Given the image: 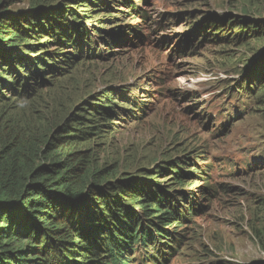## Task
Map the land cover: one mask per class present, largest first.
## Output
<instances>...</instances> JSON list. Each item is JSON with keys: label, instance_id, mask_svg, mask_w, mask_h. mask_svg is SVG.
<instances>
[{"label": "trees", "instance_id": "1", "mask_svg": "<svg viewBox=\"0 0 264 264\" xmlns=\"http://www.w3.org/2000/svg\"><path fill=\"white\" fill-rule=\"evenodd\" d=\"M21 1L28 2V10L10 9L8 0H0V264H136L141 252L146 254L137 264H167L165 249L173 252L174 245H182L174 241L176 229L197 223L193 196H211L193 188L201 179L208 184L209 174L198 164L182 171L171 159L157 170L139 166L129 172L133 164L123 169L118 158L100 156L95 142L107 131L99 127L118 124L116 107L127 103L134 111L143 101L107 92L91 103L93 108L85 104L71 116L62 110L43 128L35 122L53 113L43 94L67 88L63 81H69V69L85 63L76 61L78 56L104 57L94 39L101 40V27L112 44L128 30L136 35L127 22L142 14L141 1L119 0L126 8L123 15L115 14L121 8L111 0ZM92 14L105 16L102 26H96ZM244 14L223 18V26L216 28L212 23L215 32L208 40L229 47L254 43L251 49H261L257 65L263 75L264 16ZM108 23L115 24L109 31ZM200 29L193 28L195 39L205 35ZM130 35L118 42H128ZM60 70L66 72L57 77ZM247 93H253L250 85ZM19 101L28 105L16 117Z\"/></svg>", "mask_w": 264, "mask_h": 264}, {"label": "rangeland", "instance_id": "2", "mask_svg": "<svg viewBox=\"0 0 264 264\" xmlns=\"http://www.w3.org/2000/svg\"><path fill=\"white\" fill-rule=\"evenodd\" d=\"M8 1L10 9L28 10L27 1ZM111 1L121 8L115 14L123 15L126 8L122 3ZM137 1L143 2V11L154 13L155 19L158 14L166 15L171 26L153 32L154 43L140 47H132L129 43L124 47L120 43L112 44L111 36L101 27L97 35L101 36L105 56H78L76 61L85 63L80 68L69 69L72 75L68 82L63 81L67 88L56 87L43 94V99L53 104V113L43 114L44 118L35 122L43 128L55 121L62 110L71 116L85 104L93 108L91 103L98 102L97 99L107 92H125L129 98L143 101L137 103L134 111L128 110L127 103L116 107L114 121L118 124L99 127L107 131L100 132L95 142L104 160L118 158L123 169L126 164H133L129 172H136L139 166L157 170L163 164H170L168 159L179 162L182 171L199 163L206 170L212 163L215 169V182L207 184L201 179L193 184L192 187L198 186L200 192L207 186L216 192L211 190V197L206 195L204 200L196 199L199 205L194 206L197 214L193 218L197 223L190 221L186 227L176 229L174 241L181 240L182 245H174L173 252L170 247L165 249L169 253L167 264H254L263 261L264 167L253 171L257 174L250 179H238L240 173H230V169L236 168L232 163L239 166L245 151L249 155L257 154L258 147H264V74L261 75L262 69L257 65L261 49H251L254 43L229 47L210 43L208 39L215 32L211 24L216 23L214 28L223 26L220 23L223 18L240 19L243 15L246 17L244 13L251 17L264 16V0ZM92 15L96 26H102L105 16ZM135 22L128 21L129 28ZM108 24L107 31L115 26ZM196 25L205 34H198L197 39L190 33ZM187 35L191 39L190 48L195 45V49L192 54L187 50L186 57L182 58L179 45ZM136 38L144 40L140 35ZM65 72L60 70L56 76ZM248 85L253 89L251 94L247 93ZM237 87L248 97V109L227 131L214 135L213 121L210 124L207 118L203 120L205 112L208 110L214 115L213 106L227 95V100L235 104ZM227 89L229 94H226ZM210 97H213L211 103ZM23 103L14 104V116L25 111L28 103ZM171 188L175 190V187L168 189ZM169 235L166 233L167 237ZM163 246L166 247V243Z\"/></svg>", "mask_w": 264, "mask_h": 264}, {"label": "clouds", "instance_id": "3", "mask_svg": "<svg viewBox=\"0 0 264 264\" xmlns=\"http://www.w3.org/2000/svg\"><path fill=\"white\" fill-rule=\"evenodd\" d=\"M153 25H150V24H146V27H145V29L142 31L143 33L145 32V30L147 29V30H149V32L150 31H152V29H153V27H152ZM158 31H163L162 29H160V30H158ZM168 31V30H167ZM193 31V30H192ZM192 31H190V33H192ZM140 34H134V37H137V36H139ZM95 38H97V37H94V39ZM190 42H191V39H190V36L189 35H187L186 37H185V39H184V43H185V50H184V53H185V56L183 55V58H185L186 57V54H187V50H189L190 49V54H192V52H193V48H190ZM221 90H225V89H221ZM229 92V89H227V93ZM237 97H238V100L240 101V102H244V100H246L247 98L246 97H244V93L243 92H240L238 89H237ZM249 103V102H248ZM248 109V108H247ZM247 110H245V111H243V114L246 112ZM242 114V115H243ZM258 154H260L261 156L259 157V156H257V154H251V155H249L248 154V152L246 153V151L244 152V154H245V158H248L249 157V160H251L250 158H254V159H256V160H258V162H262V165H260L259 167H257V168H255V165H252L250 168H246V166H247V164L248 163H246V164H244L243 163V166H242V172L240 173V174H243V173H250V172H253V171H257V170H259V169H261V168H263L264 167V147L263 146H260V147H258V152H257ZM257 164V163H256ZM203 165V164H202ZM211 168H214V165L212 164V165H209V167H208V169L206 170V169H204V171H208V174L209 175H207V177L209 178V183L208 184H210L213 180H212V178H211ZM239 179V178H238ZM205 189H206V191H208V192H210L211 193V190H213V189H211V186H207V187H205ZM214 192H215V190H213ZM197 197V198H196ZM193 196V198H192V202L194 203V204H196V205H199V204H197V202H196V199H198L199 201L200 200H202V198L198 195V196ZM211 197V196H210Z\"/></svg>", "mask_w": 264, "mask_h": 264}, {"label": "bare ground", "instance_id": "4", "mask_svg": "<svg viewBox=\"0 0 264 264\" xmlns=\"http://www.w3.org/2000/svg\"><path fill=\"white\" fill-rule=\"evenodd\" d=\"M114 42H115V41H114ZM96 45H97V44H96ZM247 101H248V100L246 99V100H245V104L247 103ZM187 203H189V202H187ZM180 212H181V211H180ZM181 220H184V219H181Z\"/></svg>", "mask_w": 264, "mask_h": 264}]
</instances>
